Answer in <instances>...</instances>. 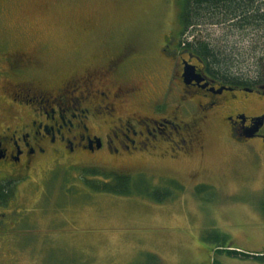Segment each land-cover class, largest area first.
Returning a JSON list of instances; mask_svg holds the SVG:
<instances>
[{"label": "rangeland", "instance_id": "rangeland-1", "mask_svg": "<svg viewBox=\"0 0 264 264\" xmlns=\"http://www.w3.org/2000/svg\"><path fill=\"white\" fill-rule=\"evenodd\" d=\"M184 1L26 0L1 17V26L20 35L30 31L44 43L34 48L28 39L23 48L40 59L29 69L33 75H26L31 77L26 84L56 92L66 81L102 70L119 57L122 70L113 78L120 87L137 90L128 102L117 100L115 117L136 113L175 121L177 116L178 124L199 131L179 152L161 135L154 146L149 143L133 154L81 150L39 158L15 181L11 205H0V214L7 212L0 219L5 222L0 226V264H264V139L238 143L221 114L204 118L200 113V119L193 102L175 111L179 91L170 81L178 67L169 55L181 39L220 50L232 61V73L249 81L243 85L257 89L238 92V111L260 115L264 84L254 79L264 73V29L206 24L184 32ZM168 42L172 50L165 51ZM1 50L16 56L15 47ZM250 128L242 137L248 138ZM96 129L102 135L109 132L107 124ZM261 133L264 137V127ZM91 168L146 178L160 189L158 198L166 189L172 195L157 200L140 193L95 191L87 181L110 180L90 175ZM170 180L179 189L166 184ZM228 250L259 258L229 256Z\"/></svg>", "mask_w": 264, "mask_h": 264}, {"label": "flooded vegetation", "instance_id": "flooded-vegetation-1", "mask_svg": "<svg viewBox=\"0 0 264 264\" xmlns=\"http://www.w3.org/2000/svg\"><path fill=\"white\" fill-rule=\"evenodd\" d=\"M23 1L26 2L0 0V20L10 15L13 5H20ZM29 34L30 31H22L21 35L14 33L9 27L1 26L0 22V81L3 82L0 87V184L13 187L25 171L46 155L58 158L81 150L133 154L147 149L149 143L154 146L161 135H166L174 146L173 150L179 152L197 139L199 129L189 126V123L178 124L177 116L175 121L166 117L143 118L136 113L115 117L119 107L117 100L128 102L137 90L120 87L113 78L116 71L118 74L122 70V59L119 57L110 59L102 70L88 71L66 81L56 92L39 90L32 83L27 85L25 80L31 77L26 75H33L29 69H35L40 59L37 52H28L23 48L29 44L28 39H32L36 45L34 48L44 44L35 41L34 34ZM170 45L172 42L166 43L164 50L171 49ZM10 47L16 48L15 58L1 50ZM174 48L169 55L178 67L173 77L176 83L169 81L178 89L181 102L175 105V111H183L184 105L193 102L198 105L199 116L200 113L204 118L221 114L236 135L234 140L238 143L263 140L261 130L264 124L253 138L242 135L253 127V119L264 113L248 116L238 111L237 104L240 102V93H255L257 89L223 84L207 73L202 60L186 48L182 39L176 42ZM129 54L127 52L125 57L129 58ZM186 54L188 57H185ZM5 63L8 65L4 67ZM186 66L192 70V78L184 77ZM27 109L29 112L25 113ZM228 109L232 111L230 114ZM189 116L194 120L196 118L193 112ZM104 124L109 128L106 135L98 133L100 128L96 129ZM184 130L188 132L187 136L183 135ZM5 198V201H0V205H11V194ZM6 215V211L2 212L0 219ZM4 225L5 222L0 224L2 227Z\"/></svg>", "mask_w": 264, "mask_h": 264}, {"label": "trees", "instance_id": "trees-1", "mask_svg": "<svg viewBox=\"0 0 264 264\" xmlns=\"http://www.w3.org/2000/svg\"><path fill=\"white\" fill-rule=\"evenodd\" d=\"M181 22L184 32L189 29L198 28L206 24H221L229 28L246 29L252 28V31H261L264 29V0H185L181 12ZM186 48L200 58L204 64L205 70L211 76L220 80L226 85H243L249 84V81L243 80L241 77L232 73L230 66L232 61L228 56L210 45L207 42H186ZM255 84H264V73L259 72L258 78L254 79ZM93 172H89L92 176L101 175L108 182H89V187L95 191H103L116 195H132L145 194L155 196L157 200L168 198L172 195L171 191L166 189L163 197L158 198L159 188L154 187L146 178L140 180L133 179L130 175L121 174L115 171L98 170L91 168ZM89 175V176H90ZM88 177V176H87ZM139 182L142 185L137 186ZM166 184L179 189L180 185L174 180H170ZM12 192V186L0 184V201H5V196ZM8 194V195H9ZM227 250V249H226ZM221 253L223 249L218 247L216 250ZM229 256L240 257L242 259L259 258L257 255H250L237 250H228ZM254 256V257H252ZM213 264H221L214 261Z\"/></svg>", "mask_w": 264, "mask_h": 264}, {"label": "water", "instance_id": "water-1", "mask_svg": "<svg viewBox=\"0 0 264 264\" xmlns=\"http://www.w3.org/2000/svg\"><path fill=\"white\" fill-rule=\"evenodd\" d=\"M192 75V70L189 68V67H185V72H184V77L187 79V78H192L190 77ZM264 124V116L262 117H258L256 122H255V125L250 128V130L248 131V133H246V136L248 138H252L255 136V134L259 131V129L263 126Z\"/></svg>", "mask_w": 264, "mask_h": 264}]
</instances>
